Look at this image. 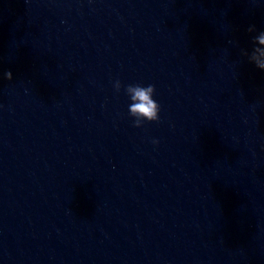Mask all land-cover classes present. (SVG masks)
<instances>
[{"label":"clouds","instance_id":"9594fccd","mask_svg":"<svg viewBox=\"0 0 264 264\" xmlns=\"http://www.w3.org/2000/svg\"><path fill=\"white\" fill-rule=\"evenodd\" d=\"M249 33L255 32L254 25L248 27ZM253 49L251 53L245 51L243 54L248 57L249 61L253 63L258 69L264 70V31H260L258 35L253 38ZM4 77L8 80L12 79L11 71L5 72ZM114 89L119 92L122 85L119 80L114 83ZM155 86L148 84L147 86L141 84H129L125 87V92L128 95L131 103L128 106V112L134 118V127H142L145 121L159 122L160 120V104L153 98L155 94ZM154 144H158V140H153Z\"/></svg>","mask_w":264,"mask_h":264}]
</instances>
